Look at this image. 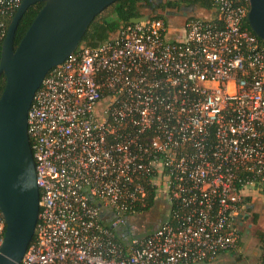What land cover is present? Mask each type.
<instances>
[{"label":"built area","instance_id":"1","mask_svg":"<svg viewBox=\"0 0 264 264\" xmlns=\"http://www.w3.org/2000/svg\"><path fill=\"white\" fill-rule=\"evenodd\" d=\"M22 2L0 0V47ZM247 20L214 0L209 18L130 24L48 73L28 117L40 213L20 264H211L238 248L237 217L264 199V44ZM150 189L167 212L140 236ZM5 227L0 212V248Z\"/></svg>","mask_w":264,"mask_h":264},{"label":"water","instance_id":"2","mask_svg":"<svg viewBox=\"0 0 264 264\" xmlns=\"http://www.w3.org/2000/svg\"><path fill=\"white\" fill-rule=\"evenodd\" d=\"M117 1L23 0L8 26L0 54V77H5L0 96V212L6 226L0 264H20L36 234L40 190L28 133L35 95L53 68L85 47L82 40L92 22ZM246 1L249 26L264 42V0ZM39 2L43 7L15 46L21 19ZM149 18H134L131 23Z\"/></svg>","mask_w":264,"mask_h":264},{"label":"trees","instance_id":"3","mask_svg":"<svg viewBox=\"0 0 264 264\" xmlns=\"http://www.w3.org/2000/svg\"><path fill=\"white\" fill-rule=\"evenodd\" d=\"M160 7L154 6L151 11L152 15L150 16V20L164 19L167 20L164 12H156L158 8H161L163 11L166 9H178L182 6L186 8L197 6L206 12H211L214 8V0H159ZM241 4H243L248 10L249 5L246 0H239ZM44 3L39 2L32 5L28 11L25 13L23 18L21 19L15 37V46L19 44L33 20L43 7ZM153 0H118L116 3L112 4L108 8H106L101 14H99L95 20L90 25L89 29L85 33L82 44L88 48H94L99 45V43H104L112 38L117 37L125 27H127L131 23V20L134 18H140L145 16L142 12L144 8H148L153 6ZM18 8L6 18V32L8 26L10 25L16 11ZM246 24L251 32H253L249 26L248 20ZM262 41V40H261ZM264 44V42H263ZM2 46L0 47L1 54ZM79 51V50H78ZM77 51V52H78ZM5 86V77H0V96L4 90ZM33 144V142H32ZM146 207L139 208L143 209V211L150 210L156 203V192L152 189L148 190V195L146 198Z\"/></svg>","mask_w":264,"mask_h":264},{"label":"rangeland","instance_id":"4","mask_svg":"<svg viewBox=\"0 0 264 264\" xmlns=\"http://www.w3.org/2000/svg\"><path fill=\"white\" fill-rule=\"evenodd\" d=\"M155 4L157 5V3H154V5ZM182 8L189 11L194 10L193 15L196 17H208L210 15L209 12L202 11V9L197 6H193V8L189 7V9H186L185 6L178 9H166L164 10V14L166 16L168 14L167 12L181 11ZM158 9L162 10L161 8ZM142 12L148 16L152 15L148 8H144ZM168 19L173 22L176 21L174 17H169ZM165 208V200L161 197L158 198L155 205L150 210L138 213L130 220L132 223L129 228L133 233L143 236L148 233V231L154 229L156 224L158 222L160 223L165 218ZM253 224L255 226L253 231H249L247 227H244L243 232L240 233L241 239L238 248L229 252L232 253L233 256L231 257L229 254L224 256L221 255L215 261V264H251L259 262L262 259L264 248V221L260 217H255V219L253 218ZM231 260L233 261L229 262Z\"/></svg>","mask_w":264,"mask_h":264},{"label":"flooded vegetation","instance_id":"5","mask_svg":"<svg viewBox=\"0 0 264 264\" xmlns=\"http://www.w3.org/2000/svg\"><path fill=\"white\" fill-rule=\"evenodd\" d=\"M154 6H156V7H160V2L159 3H157V5L155 4V5H153V6H150L149 8H150V10H152L153 9V7ZM161 12H164V11H162V10H160ZM192 11V10H191ZM191 11H189V10H185V9H183L182 8V10L181 11H169V12H167L168 14L166 15V18H167V21L170 23V24H172V28L173 29H176V26L177 25H180L181 23H183L185 20H187L188 18H190V17H196V16H194L193 15V13H191ZM156 12H159V9L158 10H156ZM150 17V16H149ZM169 17H174V19H176V21H170L168 18ZM177 21H179V22H177ZM252 208V207H251ZM254 207L252 208V209H248V210H246L245 212H244V215L246 216L245 218H246V221L248 222L247 224V228L249 229V231H253V229H254V224H253V218L255 219V217H260V218H262L263 219V221H264V209H263V207H261V210H260V208H259V210L257 209V212H254ZM252 216V217H251ZM160 223L158 222L156 225H159ZM238 227H239V230H240V232L242 233L243 232V230H244V228L242 227V224H241V221L240 220H238Z\"/></svg>","mask_w":264,"mask_h":264},{"label":"crops","instance_id":"6","mask_svg":"<svg viewBox=\"0 0 264 264\" xmlns=\"http://www.w3.org/2000/svg\"><path fill=\"white\" fill-rule=\"evenodd\" d=\"M194 10H192L191 11V13H193L194 14V12H193ZM202 11H204V10H202ZM209 16H211V12H209ZM209 16L207 17H204V18H209ZM254 207V212H257V209L259 210V208H260V210H261V207H263V209H264V199L262 198V197H260V196H255V198L252 200V202H251V204H250V207H249V210L250 209H252V208ZM167 212V210H166V208H165V213ZM246 216L244 215V212H242V214L241 215H239L238 217H237V223H238V220H240L241 221V224H242V227L244 228V227H247V221H246V218H245ZM226 254H229L231 257L233 256V254L232 253H225V254H223L222 256H224V255H226ZM233 260H231V261H229V262H232ZM211 264H215V262H213V263H211Z\"/></svg>","mask_w":264,"mask_h":264}]
</instances>
